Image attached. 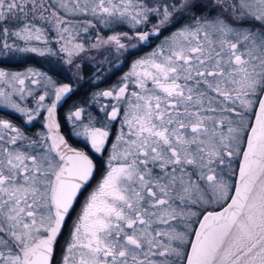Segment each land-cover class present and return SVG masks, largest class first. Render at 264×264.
Returning <instances> with one entry per match:
<instances>
[{"label": "snow or ice", "instance_id": "snow-or-ice-1", "mask_svg": "<svg viewBox=\"0 0 264 264\" xmlns=\"http://www.w3.org/2000/svg\"><path fill=\"white\" fill-rule=\"evenodd\" d=\"M0 113V264H264V0H0Z\"/></svg>", "mask_w": 264, "mask_h": 264}, {"label": "flooded vegetation", "instance_id": "flooded-vegetation-1", "mask_svg": "<svg viewBox=\"0 0 264 264\" xmlns=\"http://www.w3.org/2000/svg\"><path fill=\"white\" fill-rule=\"evenodd\" d=\"M34 63L38 65V64L41 63V61H40L39 58H36L35 61H34ZM29 66H32V65H31V64H28V65H21V64H15V63H13V64L9 65L8 67H10L12 71H24L25 68H26V67H29ZM45 67H46V65H45ZM85 72H86V73H89V69L85 68ZM118 74H119V73H118ZM114 80H115V77H113L112 81H110V82H114ZM103 86H104V87H107L108 85L105 84V85H103ZM89 90H90V89H89L87 86H85L84 88H82V89L80 90V92L77 94L76 97H73V100L79 102L80 100L85 99V98H86L85 93L88 92ZM70 104H71V102H69V104L64 105L63 109H61V111H60V113H59V116H60L61 120H63V116H64V114L66 113L68 107H70ZM0 115H3V113H0ZM9 118H12V117H9ZM66 135H67V133H66ZM74 146H76V147H80V148H83V145H81V144H74ZM98 169H99V171H98V174H97V178H99V176L102 174V171H103L99 164H98ZM81 199H83V198H81ZM64 236H65V238L67 237V231H66V230H65ZM63 243H64V240L61 239V241H60V246H58V248H57V252H56V256H57V258H59V255H60V248H61V246L63 245Z\"/></svg>", "mask_w": 264, "mask_h": 264}, {"label": "rangeland", "instance_id": "rangeland-1", "mask_svg": "<svg viewBox=\"0 0 264 264\" xmlns=\"http://www.w3.org/2000/svg\"><path fill=\"white\" fill-rule=\"evenodd\" d=\"M9 69L11 70V68H10V67H9ZM126 70H127V69H125V71H126ZM118 75H119V74H117V77H115V79H116V78H118Z\"/></svg>", "mask_w": 264, "mask_h": 264}]
</instances>
